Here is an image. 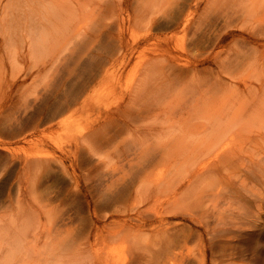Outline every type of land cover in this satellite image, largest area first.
Segmentation results:
<instances>
[{
  "label": "rangeland",
  "instance_id": "obj_1",
  "mask_svg": "<svg viewBox=\"0 0 264 264\" xmlns=\"http://www.w3.org/2000/svg\"><path fill=\"white\" fill-rule=\"evenodd\" d=\"M257 2L261 17L264 0H70L71 12L40 28L32 23L39 11L27 1L0 0V264H155L166 253L179 264H255L257 258L260 264L264 118L252 106L264 90L249 76L261 69L264 49L246 41L248 28L260 30L250 16ZM186 5L196 34L193 25L158 27ZM65 22L80 36L61 30ZM228 32L233 36L213 52L210 38ZM134 42L137 51L122 73L104 78L106 61ZM170 52L191 61L220 57L193 72L186 70L190 64L181 69L167 60ZM143 78V101L133 103L128 89ZM245 79L255 87L245 88ZM242 103L250 104L244 115ZM214 111L243 116L245 125L234 129L244 130L231 142L236 153L216 157L193 143L200 138L194 135L192 150L184 152L178 126L196 127ZM57 114L68 118L67 126L55 124ZM206 158L212 182L219 181L196 182L182 203L192 169ZM138 174L147 179L142 189L130 185L111 206L108 198ZM107 179L119 184L107 187ZM219 184L229 189L235 215L214 213ZM157 212L179 227L137 225ZM235 248L244 253L233 255Z\"/></svg>",
  "mask_w": 264,
  "mask_h": 264
},
{
  "label": "bare ground",
  "instance_id": "obj_2",
  "mask_svg": "<svg viewBox=\"0 0 264 264\" xmlns=\"http://www.w3.org/2000/svg\"><path fill=\"white\" fill-rule=\"evenodd\" d=\"M27 1V4L32 5L35 9H38L36 15V19H32V23L36 26V27H40L43 28L45 26H47L48 24H53L57 21H60V17H61V12L64 11L65 15L68 14L69 12H71V9L68 7V3H70V0H25ZM22 3V0H21ZM192 14L193 12L190 10V6L186 5L181 7L179 10L175 11V12H171L169 13L167 16L169 17V19L162 23V24H158V27L163 29V28H172V26H174L173 29H179L182 28L184 30H191L192 25L194 23L193 18H192ZM261 14V6L259 7V4L257 2V4L252 5L250 7V16H255L256 19H254V24H256V26L254 28H260V30H249V28L247 29L248 32V37L246 38V41L248 43H252L254 46L255 44L257 45L258 48H263L264 49V13L262 12V15L260 17ZM259 15V16H258ZM157 21V20H155ZM59 26L63 27V28H59L63 31L66 32L67 31H71L73 34V37L76 36H80V32H78L75 29H71L68 30L67 29V25H70V22H65V23H60L58 24ZM194 28V34H196V28H195V24L193 25ZM69 33V32H68ZM229 36H233V32H228L225 35H221L219 37H213L210 38L211 44H212V48H213V52L215 51L216 48L219 47H223L224 46V42L225 40L229 37ZM170 37H167V42L170 41ZM201 38H204L203 36ZM200 38V40L202 41V39ZM45 39V38H44ZM53 39L55 40V38L53 37ZM198 41V40H197ZM197 41L195 42L197 44ZM137 42L132 43L131 46L128 47L127 50H125L123 53H121L120 56H118L116 59H110L107 60L106 63L107 64H111L110 67H107V69L104 72L103 77H107L110 78L111 80H113V78H115L117 73H122L123 68H125L127 61L130 60V58L128 57L130 54L134 55V53L137 51ZM264 53V50H262ZM262 52H260L258 54L257 59L258 60V64L260 62L261 65V69H257V75L254 74V72H252V75L249 76V78L251 79H256L259 80V84L261 86V89L264 90V55ZM182 53L179 52H170V56L169 59L166 58L167 60L171 61L173 65L178 66L179 68L182 69L181 65H187L190 64L191 66H189L186 70L188 71H197L199 69V65H205L206 63L208 64V62L211 63H217L219 61V57L220 54H214V55H208V56H204L203 59H197L196 61H191L189 59V56H183ZM105 63V61H103ZM117 64H120L121 67L117 68ZM154 65V64H152ZM109 66V65H106ZM45 68H47V66H45ZM254 71V70H252ZM180 74H184V73H180ZM231 76H234V74H230ZM134 80V82H132V86L128 89L129 93L131 94V97H133V103H135V99H137V103H140L143 101V98L140 94L143 91L144 85L146 84V78H143L141 81L139 79ZM245 81L248 83V79H245ZM253 81V80H252ZM252 81H250V83H248L249 85L246 86L245 88H254L255 86L252 84ZM139 82V84H138ZM89 85V81H85L83 86H88ZM257 96V95H256ZM200 98V97H199ZM199 98H196L195 100H199ZM257 103H255L252 107H255V109L252 111L254 114H256V117L262 119L264 118V93L261 96H257ZM259 98L262 99V101L259 100ZM201 102L208 104L206 102V99H203ZM243 105H247L245 108L247 109L250 104L247 103H242ZM147 105V104H146ZM249 105V106H248ZM256 108H257V113H256ZM248 111H242L240 112L241 115H244L246 112ZM239 114V113H238ZM237 114V115H238ZM60 114H57L54 116V118L52 120H55V124L56 125H60L61 127L63 126H67V124L69 123V120L67 117H59ZM234 116L231 119L229 118V116L227 115H223L221 113L215 112L214 114L208 115L205 117V119L202 121L201 124H199L196 127H186L185 124H187V122L184 124L182 123L181 126H178V129L183 131L182 134L180 135L181 137H179V142L181 145V148L184 152H187L189 150H192V144L189 140L188 137H190V135H194V136H199L200 138H196L193 139V143H198L199 145H203V146H208V148L211 149V152L215 153V156L218 157L221 153H223L224 151L226 153H236L232 148H231V142L234 140L235 135L240 132L243 131L244 128L243 127H239L234 129L236 124H240L241 126L245 125V122L242 120L243 116H239L237 117ZM257 118H252L250 123H254ZM28 126V124L26 125V127ZM70 128V127H67ZM259 129L264 130V124H262L260 126ZM234 135V137H232L231 135ZM261 135L260 138L262 139L263 142H259L261 145L264 146V133L259 134ZM253 141V140H250ZM256 143V142H255ZM197 147V149H199V147ZM230 150V151H228ZM213 153V154H214ZM225 153V154H226ZM187 156V155H186ZM188 158V156H187ZM210 158H206L201 160L197 165H196V169H192V172L190 173L189 177H188V184L184 185V189L182 191L183 196H182V203L187 204V194L190 191V189L193 188H197L198 186L195 184L196 182H198L200 185L204 184V183H217L219 180L215 179V182H212L214 176L212 174V172H214V169H211V166H209L208 160ZM192 160L194 161L195 159L192 158ZM219 160V159H216ZM192 161V162H193ZM211 164V162H210ZM209 166V167H208ZM208 167V168H207ZM211 169V170H210ZM178 170V169H177ZM176 174V173H175ZM174 174V175H175ZM143 179V183L141 185ZM164 180V179H163ZM161 180L158 183V187L159 184L163 181ZM178 181V180H177ZM177 181L174 183H177ZM242 183L245 182V179H241ZM147 182V179H145L144 175L138 174L136 177H132L131 180L128 183H122L121 184V189L116 192L114 195L110 196L108 198V201L111 202V206H118L117 204L122 201V199L127 196L129 189H130V185L131 187L134 188V190L136 189L137 191L141 190L142 187L144 186V184ZM149 183H152L148 180ZM119 182L118 181H114L111 179H107L105 186L110 187V186H116L118 185ZM138 184V185H137ZM173 186V188H174ZM135 190V191H136ZM229 194V195H228ZM212 195H214L213 197V211L214 213L218 212V213H222L224 215H235L236 214V210L237 207L233 202V197L230 195L229 193V189L227 188V186L219 184L218 188H216L213 192ZM107 206V205H106ZM240 210V207L238 208ZM98 211H102L101 209H99ZM170 213V212H168ZM167 213V214H168ZM130 216H133V214H130ZM170 216H174V215H170ZM100 217V216H98ZM106 216H102V218H106ZM114 217V216H113ZM169 215H165V212H157L152 220H148V221H143L141 224H137L138 226H140V228L142 227H146V226H151L152 224L150 223H158V227L163 229L164 231L169 230V229H176L179 226H171L169 227V225L171 224L170 220L168 219ZM123 219V218H120ZM96 222H99V220H97ZM138 222V221H137ZM94 228H96V233L95 235L100 231V226L97 224H94ZM157 227V225H156ZM156 227H153V229H155ZM264 230V228H263ZM183 231V230H181ZM94 239H99L98 236H95ZM90 240V238L88 239V241ZM185 242L187 244V240L185 238ZM264 251V250H263ZM244 251H237V249L235 248V250L233 251V255H241L243 254ZM173 254V253H172ZM172 254L166 253L165 255H160L157 261V263L155 264H179V263H174V257ZM151 257H154L153 253L151 254ZM260 258H257L256 263L258 264V262L260 261ZM152 259H150L149 264H152ZM260 264H264V259L260 262Z\"/></svg>",
  "mask_w": 264,
  "mask_h": 264
}]
</instances>
